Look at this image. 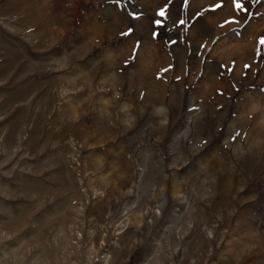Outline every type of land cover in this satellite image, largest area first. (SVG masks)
<instances>
[{
    "label": "rangeland",
    "instance_id": "rangeland-1",
    "mask_svg": "<svg viewBox=\"0 0 264 264\" xmlns=\"http://www.w3.org/2000/svg\"><path fill=\"white\" fill-rule=\"evenodd\" d=\"M241 2L0 0V264H264Z\"/></svg>",
    "mask_w": 264,
    "mask_h": 264
},
{
    "label": "snow or ice",
    "instance_id": "snow-or-ice-1",
    "mask_svg": "<svg viewBox=\"0 0 264 264\" xmlns=\"http://www.w3.org/2000/svg\"><path fill=\"white\" fill-rule=\"evenodd\" d=\"M234 3H235V7H236L238 10H244V11H247V9L244 8V5H243V3L241 2V0H234ZM221 6H222L221 4H217V5H216L217 8H219V7H221ZM159 15H161V16H164V15H165V12H164L163 9H161ZM160 23H161V21H159V20L156 21V24H160ZM180 23H181V24H184L185 21L181 20ZM226 23H228V22H226ZM129 31H131V29H130ZM123 35H126V33H124ZM260 43H261V44H264V38L261 39Z\"/></svg>",
    "mask_w": 264,
    "mask_h": 264
}]
</instances>
